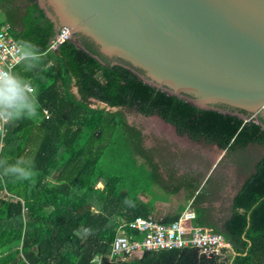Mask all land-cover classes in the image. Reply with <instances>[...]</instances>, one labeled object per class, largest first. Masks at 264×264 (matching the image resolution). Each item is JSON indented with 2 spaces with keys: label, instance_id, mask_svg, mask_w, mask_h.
I'll use <instances>...</instances> for the list:
<instances>
[{
  "label": "trees",
  "instance_id": "16d2710c",
  "mask_svg": "<svg viewBox=\"0 0 264 264\" xmlns=\"http://www.w3.org/2000/svg\"><path fill=\"white\" fill-rule=\"evenodd\" d=\"M0 24L9 25L18 43L30 41L44 53L38 70L25 73L15 66L33 81L39 114L5 126L0 158L31 160L36 175L31 181L0 175V264H97L92 261L96 255L107 264L118 225L151 216L155 202L140 197L147 188L141 182L128 183L101 166L109 153L134 157L149 170L152 185L169 184L173 194L189 187L193 170L178 174L171 152L165 160V147L145 146L141 129L120 110L106 107L158 115L177 135L215 145L230 157L249 145L263 148L256 161L240 162L246 177L221 224L214 221L210 205L202 206L219 199V192L199 200V194L194 196L198 187L183 196L173 214L159 219L172 222L190 205L204 218L203 226L230 242L226 258H206L183 248L144 251L115 264H264V129L257 115L245 120L199 109L146 84L124 66L103 65L71 40L51 49L57 30L36 0H0ZM91 100L106 106L92 107Z\"/></svg>",
  "mask_w": 264,
  "mask_h": 264
},
{
  "label": "water",
  "instance_id": "95a60500",
  "mask_svg": "<svg viewBox=\"0 0 264 264\" xmlns=\"http://www.w3.org/2000/svg\"><path fill=\"white\" fill-rule=\"evenodd\" d=\"M36 1L103 65L264 129V0Z\"/></svg>",
  "mask_w": 264,
  "mask_h": 264
},
{
  "label": "rangeland",
  "instance_id": "374dc122",
  "mask_svg": "<svg viewBox=\"0 0 264 264\" xmlns=\"http://www.w3.org/2000/svg\"><path fill=\"white\" fill-rule=\"evenodd\" d=\"M72 91L77 95L75 87H72ZM91 106L103 107L102 104L94 100H91ZM106 109L111 111L120 110L129 124L140 128L144 135L145 146L165 147L166 149L163 152L165 153V160H168L165 155L168 151L171 152L173 156L171 162L176 163L175 170L178 174L193 170V177L191 176L189 179V187L184 186L179 193L173 194L168 189L169 184L164 188L152 185L151 179L148 177L149 170L134 157H123L117 155V153H114L116 151H114L101 158L100 164L105 170L123 175L128 183L130 181H138L142 183V186L147 187L140 192V197L144 200H154L155 204L164 202V200H173L174 198H176L175 203L181 202L183 204V196L189 193L193 195L194 188L196 189L197 187L198 191L194 196L199 194V200H208L213 195L218 194V189L223 182L225 187L220 196L223 207V204L229 202L232 192L238 188L244 177H246L244 169L240 167V162L246 161L250 163L251 160L256 161L263 151L261 146L249 145L245 150L230 157L225 155V152L218 149L215 145H208L204 142L195 143L186 136L177 135L172 126L164 123L155 115L144 116L134 110L120 107H106ZM162 172L166 175L164 170ZM97 186L101 187L102 182H98ZM220 213H222V210Z\"/></svg>",
  "mask_w": 264,
  "mask_h": 264
},
{
  "label": "built area",
  "instance_id": "2783aa9c",
  "mask_svg": "<svg viewBox=\"0 0 264 264\" xmlns=\"http://www.w3.org/2000/svg\"><path fill=\"white\" fill-rule=\"evenodd\" d=\"M67 40H70V32L68 28L61 27L52 39L50 48L56 49ZM17 45L18 42L9 34V25L0 24V65H17ZM197 219L195 211L188 205L172 222L164 223L152 216H136L131 221L122 222L111 242L107 264L128 261L144 251L183 248H194L206 258H226L231 248L230 242L212 228L197 223ZM92 261L101 264V257L96 255Z\"/></svg>",
  "mask_w": 264,
  "mask_h": 264
},
{
  "label": "clouds",
  "instance_id": "9594fccd",
  "mask_svg": "<svg viewBox=\"0 0 264 264\" xmlns=\"http://www.w3.org/2000/svg\"><path fill=\"white\" fill-rule=\"evenodd\" d=\"M15 51V60L23 72L40 69L44 53L38 45L22 40ZM38 110L39 100L33 81L11 64L0 65V138L7 134L6 125L25 118L35 119ZM0 175L31 181L36 173L31 160L20 158L15 163H9L7 158H0Z\"/></svg>",
  "mask_w": 264,
  "mask_h": 264
},
{
  "label": "crops",
  "instance_id": "0c3cea01",
  "mask_svg": "<svg viewBox=\"0 0 264 264\" xmlns=\"http://www.w3.org/2000/svg\"><path fill=\"white\" fill-rule=\"evenodd\" d=\"M224 185L225 184H223V186L221 187V190L219 191L220 196L222 194L223 188L225 187ZM237 189L232 192L229 202L223 204V207H222V202H221L220 198L216 199L214 201L202 203L203 206H209L210 205L212 207L211 214H212L214 221H218L219 224H221V222L223 221L225 216L229 213V211L231 209V199L233 198ZM175 199L176 198H174L173 200H164V202H161V203L160 202H157L156 204L154 203V208H153V211L151 213V216L156 218V219H161L164 216L173 214L175 212L176 208L178 207V205L181 204V202H177L178 204L175 203L174 202ZM221 210H222V213H220ZM203 219H204L203 217L199 216L197 219V223L204 225ZM208 228H210V227H208Z\"/></svg>",
  "mask_w": 264,
  "mask_h": 264
},
{
  "label": "flooded vegetation",
  "instance_id": "af4514ba",
  "mask_svg": "<svg viewBox=\"0 0 264 264\" xmlns=\"http://www.w3.org/2000/svg\"><path fill=\"white\" fill-rule=\"evenodd\" d=\"M244 173H245V175H246V171H244ZM244 178H245V177H244ZM243 180H244V179H243ZM242 182H243V181H242ZM242 182H241V183H242Z\"/></svg>",
  "mask_w": 264,
  "mask_h": 264
}]
</instances>
